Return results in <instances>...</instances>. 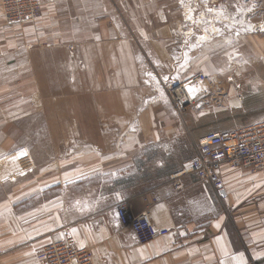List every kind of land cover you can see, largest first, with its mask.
I'll return each mask as SVG.
<instances>
[{
  "label": "crops",
  "instance_id": "1",
  "mask_svg": "<svg viewBox=\"0 0 264 264\" xmlns=\"http://www.w3.org/2000/svg\"><path fill=\"white\" fill-rule=\"evenodd\" d=\"M39 1L21 25L0 7V264H39L68 236L92 264H264V170L222 166L224 199L194 174L174 190L189 160L156 189L132 172L161 136L156 118L175 121L156 76L209 77L210 112L231 122L214 131L264 120V29L236 38L217 17L254 4L264 23L262 1L218 0L202 24L180 0ZM121 201L169 233L138 242L116 218Z\"/></svg>",
  "mask_w": 264,
  "mask_h": 264
},
{
  "label": "built area",
  "instance_id": "2",
  "mask_svg": "<svg viewBox=\"0 0 264 264\" xmlns=\"http://www.w3.org/2000/svg\"><path fill=\"white\" fill-rule=\"evenodd\" d=\"M182 2L183 17L199 18L196 22L202 24L204 15L211 12V7L218 0H180ZM235 14L228 17L237 18L241 14L239 25L229 23L236 28L234 35L243 32H257L264 29V23L252 21L258 12L257 6L252 4L247 8L234 4ZM187 10V12H185ZM41 11L39 0H3L2 15L9 25H19L33 22ZM191 11V12H190ZM187 34V33H186ZM176 72V71H175ZM152 73L145 74L148 83ZM157 78V76H156ZM178 74L172 73L163 78L164 87L167 89L172 104L178 110H184L194 102L192 86H201L207 76L201 72L195 73L182 81H178ZM203 92L202 89L198 91ZM231 169L242 168L250 173L264 170V120L251 125L233 129L226 132L212 131L200 136L196 141L194 156L179 170L170 174L174 190L182 188L180 178L187 174H194L198 182L208 183L216 194L225 198V189L219 175L222 166ZM115 215L120 225L128 227L138 242L144 243L159 237L166 236L169 229L158 226L151 221L146 210L134 212L125 201L118 203ZM39 264H92L91 252L78 247L72 237L63 240L51 241L36 255Z\"/></svg>",
  "mask_w": 264,
  "mask_h": 264
},
{
  "label": "rangeland",
  "instance_id": "3",
  "mask_svg": "<svg viewBox=\"0 0 264 264\" xmlns=\"http://www.w3.org/2000/svg\"><path fill=\"white\" fill-rule=\"evenodd\" d=\"M2 2L3 0L0 1L1 12ZM185 12H187V10ZM229 16L231 15H226V12H224V14L223 12H221L217 17L228 19L227 17ZM237 16V18H239L240 20L241 14H238ZM253 16H251L252 21L259 22L258 20L253 18ZM210 17L211 14L207 13L204 15V18L202 20L210 19ZM229 21H233V23L235 22L234 24L236 25L240 24L238 19L236 20L235 18H230ZM233 27L234 35V32L236 28H238V26ZM248 33L251 32H243L239 35L234 36L238 38ZM240 62L244 65H258V59L254 58H242ZM207 74L210 75L209 73ZM157 78H159V80L162 82L161 84L164 87V80L162 79L165 77L157 76ZM208 78L209 77H207V80L201 86H192L193 97L195 99L194 102L186 109L178 110L173 105L172 112L175 116L174 122L168 121L167 119H165L164 121H159L158 117L156 116L157 120L155 122V129L161 134V136L158 141L148 144L143 149L142 153H140L139 158L137 159L138 164L136 169L132 170L133 177L138 178L140 189H156L161 187L168 179V174L173 171L175 167H177L182 161L190 160L194 156L196 141L200 136L214 130H220L222 127L231 124L229 120L221 119L220 115L218 116L216 114L214 116L211 114L210 93L206 89L209 87ZM204 86L208 87L204 88ZM200 89H202L203 92L199 93L198 91ZM165 90L167 91V89ZM167 93L168 92H165V96L167 98H170ZM200 94L205 95H202L200 99H197V96H199ZM170 118H173V116L171 115Z\"/></svg>",
  "mask_w": 264,
  "mask_h": 264
},
{
  "label": "water",
  "instance_id": "4",
  "mask_svg": "<svg viewBox=\"0 0 264 264\" xmlns=\"http://www.w3.org/2000/svg\"><path fill=\"white\" fill-rule=\"evenodd\" d=\"M262 1V7H263V11H264V0H261Z\"/></svg>",
  "mask_w": 264,
  "mask_h": 264
},
{
  "label": "bare ground",
  "instance_id": "5",
  "mask_svg": "<svg viewBox=\"0 0 264 264\" xmlns=\"http://www.w3.org/2000/svg\"><path fill=\"white\" fill-rule=\"evenodd\" d=\"M189 18H191V17H189ZM235 19L237 20V18H235ZM234 21H235V20H234ZM231 22L233 23V21H231ZM234 23H235V22H234ZM234 23H233V24H234ZM237 24H238V23H237ZM192 93H193V92H192ZM192 96H193V94H192Z\"/></svg>",
  "mask_w": 264,
  "mask_h": 264
},
{
  "label": "snow or ice",
  "instance_id": "6",
  "mask_svg": "<svg viewBox=\"0 0 264 264\" xmlns=\"http://www.w3.org/2000/svg\"><path fill=\"white\" fill-rule=\"evenodd\" d=\"M192 91V89L191 88H189V92H191Z\"/></svg>",
  "mask_w": 264,
  "mask_h": 264
}]
</instances>
